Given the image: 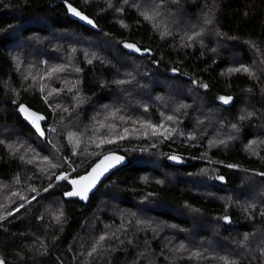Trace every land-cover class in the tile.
Masks as SVG:
<instances>
[{
  "label": "trees",
  "instance_id": "1",
  "mask_svg": "<svg viewBox=\"0 0 264 264\" xmlns=\"http://www.w3.org/2000/svg\"><path fill=\"white\" fill-rule=\"evenodd\" d=\"M67 3L95 28L68 17ZM15 39L36 42L20 58ZM20 102L45 115L43 138ZM102 139L115 142L98 148ZM111 149L125 163L86 204L65 198L69 179ZM260 173L264 0H0L5 264H264Z\"/></svg>",
  "mask_w": 264,
  "mask_h": 264
},
{
  "label": "snow or ice",
  "instance_id": "2",
  "mask_svg": "<svg viewBox=\"0 0 264 264\" xmlns=\"http://www.w3.org/2000/svg\"><path fill=\"white\" fill-rule=\"evenodd\" d=\"M125 3H127V0H125ZM68 10L71 14L79 17L81 20H84L86 21L88 24H93V21L90 20L87 16L83 15L81 12L77 11L75 8L72 7L71 4H68ZM142 15H144V18L146 20H151L153 19L155 16H158L159 15V12L158 11H155L152 15H149L148 13H142ZM206 22H209L210 21H206ZM168 33L165 32L163 33V35H167ZM195 36H198L200 35V33H195L194 34ZM194 37L193 36H190L188 37L189 40L193 39ZM126 47L128 48H134L136 51H140L139 48H136L135 45H132V44H126L125 45ZM145 51H148L147 49H145ZM91 62V61H89ZM63 67H58V68H54L52 69V72H57V71H63ZM245 71V72H248L249 70L247 68H242V69H235V71ZM76 71H79V69H76ZM173 71H175V69H173ZM118 83H123L122 81L121 82H118ZM204 87H207V85H204ZM41 91H43V89H41ZM52 93H49V95H51ZM220 99L224 102V103H229L231 101V97H220ZM45 101L47 102V97H45ZM15 103V101H14ZM20 110L22 112H27L28 110L25 109V106L24 105H20ZM32 116H35V120H33V123L36 124V121L39 120V119H42V117H39L37 116L35 113H32L31 114ZM243 118V117H242ZM168 120H172L173 117L169 116L167 117ZM105 125L101 122V127H104ZM37 127V131L40 132L41 135H43V132L40 131L39 129V126L38 124L36 125ZM151 127H153V129H155L156 127H163L162 125L160 126H156V125H151ZM97 131H99V129H97ZM127 131V130H125ZM154 134H156L154 132ZM124 137H119V139H123ZM115 140L113 139H102L101 140V143L100 144H97L96 146L99 148V147H102L103 144L105 143H114ZM21 159H23V157H21ZM47 159V158H45ZM169 159H177V157H174V156H170ZM124 160V157L122 156H117L115 155V153H110L108 155H105L103 160L97 164L96 166L93 167L92 171L88 173L87 176H81L79 177V181H88L87 185L85 186H82L80 187L79 189H74L73 191H70V192H66L65 193V196H69V197H72V196H79L81 199H87L88 198V193L89 191L95 186V184L100 180V178L106 173L108 172L111 168L115 167L116 165H119L123 162ZM29 163H31V161H29ZM51 167L55 168V167H58V165L56 164H52ZM229 167H233L232 165H229ZM260 175L264 176V173H260ZM61 179H68V174L66 173H61L60 176H57L56 177V180H61ZM146 179V178H145ZM217 179H223V177H217ZM160 181H158L159 183ZM70 183L72 185H77L78 184V180H71ZM49 188H52L53 187V184L50 183ZM44 191H48V189H44ZM18 195V194H17ZM33 199H35V197H33ZM24 205L21 204L20 207L22 208ZM18 210V209H17ZM62 216V213L60 214V216H57L56 219L59 221L60 218ZM0 219H3V217H0ZM223 219L225 221H228L229 218L227 216L223 217ZM105 239L104 236H101L99 238V241L97 242V245L93 247L92 249V252L89 253V255L91 256L93 253H95L97 251V247L100 246V241H103ZM245 239H247V237H245ZM181 247H183V245H181ZM196 255H199L198 253ZM0 264H5V262L3 260H0ZM228 264H235V261H231V262H228Z\"/></svg>",
  "mask_w": 264,
  "mask_h": 264
},
{
  "label": "water",
  "instance_id": "3",
  "mask_svg": "<svg viewBox=\"0 0 264 264\" xmlns=\"http://www.w3.org/2000/svg\"><path fill=\"white\" fill-rule=\"evenodd\" d=\"M68 4H71V3H67V4H66V14H67L68 17H70L71 19H75V20L79 21L80 23H82V24H84V25H86V26H88V27H93V28H95V26H94V21H93V20H92L87 14H85L83 11H81L79 8H77V7H76L75 5H73V4H71L72 7L75 8L77 11L81 12L83 15L87 16L90 20H92V21H93V24H88L86 21L81 20L79 17H77V16L71 14V13L69 12V10H68ZM126 44H127V43H125V42L123 43V48H124L125 50H127L128 52H133V53L141 54V55H144V54H146V53H151V50H150L149 48H147V47L140 48V47H138V46L135 45L136 48H139V49H140V51H136L134 48H128V47H126V46H125ZM145 49H147L148 51H145ZM15 103H16V102H15ZM20 105H24V106H25V109H27L28 111H27V112H22V111L20 110ZM17 112L19 113V115L21 116V118H22L24 121H26V122H28V123L30 124L31 128L35 131V133H36L39 137H41V138L44 137L45 134H44V130H43V126H42V125H43V123L45 122V119H46V118H45V115H44L42 112H40V111H38V110H35L34 108H32V107L26 105V104L23 103V102H20V103L17 104ZM32 113H35L37 116L42 117V119H39V120L36 121V124L33 123V120H35V116H32V115H31ZM37 124H38V126H39L40 131L43 132V135H41L40 132L37 131V127H36ZM110 153H115V155H117V156H122V157H124V160H123V162H122L121 164L116 165L115 167L111 168L108 172H106V173L100 178V180L95 184V186L89 191V193H88V198H89V195H90V194L96 189V187L99 185V183H100V182H101L106 176L109 175V173H111L114 169L118 168L119 166H121V165H123V164L125 163L126 158H125V155H124L122 152L117 151V150H115V149L106 150V151H104V152H101V153H100V154H99V155H98V156H97V157H96V158H95V159H94V160L88 165V167H87L84 171H82V172H80V173H78V174L72 176V177L69 179V188L65 191V193H66V192L73 191L74 189H79L80 187L87 185L88 181H79V177H81V176H87L88 173L92 171L93 167L96 166L97 164H99V163L103 160V158H104L105 155H108V154H110ZM175 155H176V154H171V155H169V157H170V156L177 157V156H175ZM177 159H178V157H177ZM177 159H171V160L176 161ZM71 180H78V184H77V185H72V184L70 183ZM65 193H64V195H63L65 198H75V199H77L79 202H81L83 205L86 204V202L88 201V198L85 200V199H81L79 196H72V197H69V196H65Z\"/></svg>",
  "mask_w": 264,
  "mask_h": 264
},
{
  "label": "rangeland",
  "instance_id": "4",
  "mask_svg": "<svg viewBox=\"0 0 264 264\" xmlns=\"http://www.w3.org/2000/svg\"><path fill=\"white\" fill-rule=\"evenodd\" d=\"M135 2L136 3H142L143 2V0H135ZM145 9H148V6L146 5V7H145ZM148 11V10H147ZM147 11H144V13H148ZM18 32V30H17V28H15L14 30H13V32L12 33H14V34H18L17 33ZM12 33H9L10 35H12ZM37 34H39V36L41 37V39H47V37H46V35L44 34V33H37ZM32 41V43L34 44L36 41H35V39H33V40H31ZM33 44H31V45H33ZM31 46L30 44H28V43H26V42H24L23 40H21V39H15L14 41H13V43L10 45V47H9V49L11 50V51H13V52H16V53H18V55H19V57L21 58V56H20V53H19V48H25V46ZM17 66L20 68H22V69H24L25 71H27L28 70V65H25V64H23V63H21V62H17ZM220 97H229V96H226V95H220L219 97H218V99H219V101L220 102H223L221 99H220ZM224 103V102H223ZM166 123V125L168 124V122H165ZM7 132V131H6ZM0 260H2L1 258H0Z\"/></svg>",
  "mask_w": 264,
  "mask_h": 264
}]
</instances>
